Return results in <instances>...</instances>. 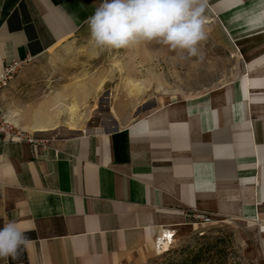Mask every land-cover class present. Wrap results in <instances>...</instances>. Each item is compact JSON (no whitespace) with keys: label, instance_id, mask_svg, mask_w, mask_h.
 Returning <instances> with one entry per match:
<instances>
[{"label":"crops","instance_id":"crops-1","mask_svg":"<svg viewBox=\"0 0 264 264\" xmlns=\"http://www.w3.org/2000/svg\"><path fill=\"white\" fill-rule=\"evenodd\" d=\"M101 2L0 0V72L89 39ZM203 18L238 50L229 83L177 97L111 87L106 105H56L63 97L17 96L22 67L0 92L12 121L39 141L0 139V228L15 220L32 241L0 264H142L165 229L200 223L193 211L246 222L264 259V0H207ZM134 97L140 106L122 100Z\"/></svg>","mask_w":264,"mask_h":264},{"label":"rangeland","instance_id":"rangeland-1","mask_svg":"<svg viewBox=\"0 0 264 264\" xmlns=\"http://www.w3.org/2000/svg\"><path fill=\"white\" fill-rule=\"evenodd\" d=\"M205 32L206 39L198 45L201 55L197 57H187L186 52L178 54L156 41L111 51L93 47L89 39L69 49L60 46L43 59L23 66L27 80L17 96L26 102L63 97L56 105L89 97L86 106L92 107L99 102L107 104L111 87L127 89L132 94L147 90L177 97L229 83L241 71L238 50L234 45L230 49L221 46L209 28ZM122 100L140 106L142 97ZM0 103L4 107L1 100ZM258 235L244 221L196 223L186 233H175L171 243L161 245V234L154 243L153 256L142 264H261L264 259L258 258Z\"/></svg>","mask_w":264,"mask_h":264},{"label":"clouds","instance_id":"clouds-1","mask_svg":"<svg viewBox=\"0 0 264 264\" xmlns=\"http://www.w3.org/2000/svg\"><path fill=\"white\" fill-rule=\"evenodd\" d=\"M207 0H102L86 21L89 43L103 50L128 48L156 41L178 54L197 57L206 39L203 13ZM181 58H186L183 55ZM32 241L15 220L0 228V258H18Z\"/></svg>","mask_w":264,"mask_h":264},{"label":"built area","instance_id":"built-area-1","mask_svg":"<svg viewBox=\"0 0 264 264\" xmlns=\"http://www.w3.org/2000/svg\"><path fill=\"white\" fill-rule=\"evenodd\" d=\"M29 62V59L12 60L6 63L0 72V92L8 87L19 70ZM0 139L4 142H28L35 144L38 139L27 131L17 126L11 119L9 112L0 103ZM187 217L200 223H211L213 221L210 213L203 211L188 212ZM174 235V231H172Z\"/></svg>","mask_w":264,"mask_h":264},{"label":"bare ground","instance_id":"bare-ground-1","mask_svg":"<svg viewBox=\"0 0 264 264\" xmlns=\"http://www.w3.org/2000/svg\"><path fill=\"white\" fill-rule=\"evenodd\" d=\"M76 107H77V105L75 103L72 106H70L69 109L71 111H74L76 109ZM173 237H174V235L172 234V232L169 231L168 229L167 230L165 229V231L162 233V239H163V241H159L160 236L157 237V241H159V243L161 245H164L165 243H171L172 240H173Z\"/></svg>","mask_w":264,"mask_h":264},{"label":"trees","instance_id":"trees-1","mask_svg":"<svg viewBox=\"0 0 264 264\" xmlns=\"http://www.w3.org/2000/svg\"><path fill=\"white\" fill-rule=\"evenodd\" d=\"M193 263H194V261H193Z\"/></svg>","mask_w":264,"mask_h":264}]
</instances>
